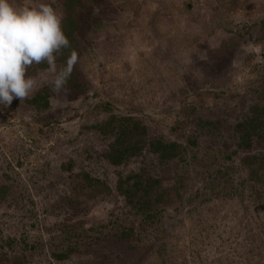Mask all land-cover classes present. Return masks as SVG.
<instances>
[{
	"label": "rangeland",
	"instance_id": "obj_1",
	"mask_svg": "<svg viewBox=\"0 0 264 264\" xmlns=\"http://www.w3.org/2000/svg\"><path fill=\"white\" fill-rule=\"evenodd\" d=\"M13 2L61 12L79 62L67 102L44 87L41 113L32 97L0 105V264H264V175L242 167L264 143L239 147L237 128L264 107V0ZM97 103L180 156L160 164L146 147L109 165ZM70 164L107 189L75 200ZM136 173L164 191L154 224L115 191ZM71 242L80 248L54 260Z\"/></svg>",
	"mask_w": 264,
	"mask_h": 264
},
{
	"label": "trees",
	"instance_id": "obj_2",
	"mask_svg": "<svg viewBox=\"0 0 264 264\" xmlns=\"http://www.w3.org/2000/svg\"><path fill=\"white\" fill-rule=\"evenodd\" d=\"M67 22L66 20L64 23ZM63 23V24H64ZM62 24V25H63ZM68 25L63 26V32L70 40V33ZM264 31V21L262 22ZM67 28V29H65ZM71 45V43H70ZM73 50V46L69 49H63L62 54H58L57 65L62 66L70 51ZM46 67V65H33L28 70L29 75L35 74L38 68ZM72 76V74H71ZM71 80V77L69 81ZM68 81V82H69ZM44 88V87H43ZM41 88L36 94L29 100L30 106L35 112L41 113L49 107V92L46 88ZM94 110L104 114H108L106 118L95 126V129L99 131V135L102 134L111 143L106 147L105 153L102 158L109 165L113 167H119L126 163L129 159L138 156L143 148L148 149V152L156 158V161L160 164H168L169 162L177 159L182 149L175 143H165L159 139H148L146 129L139 122L132 117L116 116L107 105L97 103ZM240 144L239 147H250L251 139H255L259 143H264V107H251L249 110V116L245 122L238 124ZM43 132L44 135H48V132ZM243 170L248 169V176L251 180L258 178L260 174L264 175V156L259 158H247L242 162ZM65 171L72 172L70 167H66ZM70 180L76 186L72 191V197L77 198L82 194L83 197H91L93 199L102 190L107 189V186L97 179L92 178L88 173L81 171L79 174H70ZM103 188V189H102ZM115 191L123 198L125 204L130 207L134 215L142 220H149L151 224H154L155 216L158 213V207L160 202L164 201V191L160 187V181L152 177L145 176L141 173L130 174L124 178L120 176L115 183ZM165 203V201H164ZM77 243H69L63 251H58L56 254H52L54 260L64 261L75 253L79 249Z\"/></svg>",
	"mask_w": 264,
	"mask_h": 264
},
{
	"label": "clouds",
	"instance_id": "obj_3",
	"mask_svg": "<svg viewBox=\"0 0 264 264\" xmlns=\"http://www.w3.org/2000/svg\"><path fill=\"white\" fill-rule=\"evenodd\" d=\"M62 19L63 14L47 3L0 0V105L8 107L14 98L30 99L43 87L54 93L50 100L67 102L66 86L79 56L72 50L65 63L57 65L58 54L71 47ZM33 65L46 67L29 75Z\"/></svg>",
	"mask_w": 264,
	"mask_h": 264
}]
</instances>
